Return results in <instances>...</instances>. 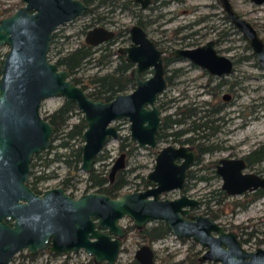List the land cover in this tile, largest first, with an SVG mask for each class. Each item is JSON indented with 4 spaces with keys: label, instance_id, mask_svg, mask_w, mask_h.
<instances>
[{
    "label": "water",
    "instance_id": "1",
    "mask_svg": "<svg viewBox=\"0 0 264 264\" xmlns=\"http://www.w3.org/2000/svg\"><path fill=\"white\" fill-rule=\"evenodd\" d=\"M136 1L147 8L153 0ZM220 1L226 16L243 31L264 68V37L234 9L231 0ZM22 2L14 12L0 18V46H9L0 76V251L6 250L0 264H7L10 256L25 246L31 251L44 248L51 237V251L84 248L97 262L114 264L127 233L123 223L126 217L133 219L137 228L163 220L173 234L194 238L205 248L200 255L202 262L264 264L263 246L247 249L236 230L227 229L210 214L193 211L201 204L199 198L185 192L176 197L163 196L171 190L185 189L189 170L199 155L188 144L170 143L160 148L154 168L147 174L151 185L142 190L125 191L119 196L92 190L74 197L63 186L46 189L43 194L29 186L32 157L50 148L55 132V125L41 112L47 98L63 96L75 101L84 112L87 127L82 134L81 169L90 172L109 140L119 136L114 124L117 119H129L131 136L142 147L156 146L163 123L157 101L168 87V79L163 50L141 24L134 23L130 27L131 43L119 46L118 51L134 63L132 76L136 86L117 93L111 100L90 96L71 79L69 69L50 59L49 51L58 27L82 16L91 5L85 0ZM115 34L107 26H94L88 29L85 41L98 45ZM172 53L220 76L235 68L234 59L217 49L215 39L197 46L177 47ZM148 69H153V73L144 77ZM230 95L226 92L225 99ZM125 157L122 152L113 163L112 180L125 166ZM248 168L245 156L219 160L217 172L228 195L264 188V176ZM6 215L16 216L15 227L4 222ZM154 254L150 243H143L135 251L141 264H156Z\"/></svg>",
    "mask_w": 264,
    "mask_h": 264
},
{
    "label": "rangeland",
    "instance_id": "2",
    "mask_svg": "<svg viewBox=\"0 0 264 264\" xmlns=\"http://www.w3.org/2000/svg\"><path fill=\"white\" fill-rule=\"evenodd\" d=\"M164 0H155L152 5L154 8L148 7L144 13H150L151 16L156 18L153 23L148 27L150 36L156 39H165L163 44L168 47L175 48L190 44L192 46L200 45L209 39L216 40L217 49L232 57L235 61V69L232 73L227 75L229 79L228 85L235 84L231 89L224 88V92H230L232 96L226 100L223 99L221 107V129L218 133L216 142L220 147H214V152L203 153L201 161L194 165V168H199L202 163L209 160H218L221 157L231 156L240 157L247 154L260 143L264 142V68L259 64L256 56H252V47L247 46L248 39L243 31L238 28L225 14L223 5L220 0H166L165 5H161ZM234 9L239 12L243 17L250 20L259 30L260 34L264 37V3H257L255 0H231ZM23 4L22 0H0V18L14 12L19 6ZM138 9L135 7V11ZM106 17L104 24L113 27L117 30V26H130L137 21L135 11L130 9H122L120 5L105 4L98 8ZM90 15L83 14L63 25L59 30V36L70 34V38L61 36V41H65L66 48L77 46L83 39L86 33L81 31L82 27L89 22ZM179 28V32L176 31ZM197 32V33H196ZM195 33L192 36L184 37L185 34ZM130 43L129 40L115 41L111 44L112 47L118 48L121 45ZM103 45V44H102ZM9 46L3 45L0 47V52L8 51ZM57 49V46L55 47ZM102 48H99V52ZM114 58L117 57L115 54ZM190 60L178 59L168 63L167 73L175 78L174 83H170L166 90L162 93L160 100L169 101V105L163 110L164 114L170 113L175 110L177 103L193 102V105L199 106L210 101L212 96L208 93L205 83L208 76L202 71L201 67L191 66L189 68ZM175 68H181L180 71ZM99 71L107 70V67L91 66V64L84 65L76 75L83 77L84 82L88 80V76ZM176 72L178 75L176 76ZM222 94V93H221ZM173 99V100H171ZM64 97L53 96L47 98L42 106V113L46 114L51 112L63 103ZM211 106V103L208 105ZM81 114L74 115L70 122L78 120ZM120 134L123 137L130 136V121L124 119L120 122ZM123 137L113 138L106 144L102 153L104 159L96 162L97 168L106 167L111 169L113 163L123 151L120 148V141ZM127 141L129 139H126ZM60 139L55 141L57 145ZM83 141L78 139L75 147L82 145ZM128 148V147H127ZM56 150L66 151L65 148L55 147L52 153ZM156 148H143L138 146L131 152H127L126 166L124 167L125 174L130 179L127 185V190H135L143 186L142 177L153 169L156 159ZM101 153V154H102ZM50 154H48L49 156ZM41 161L33 165V175L44 172H50V175L45 181L44 185L58 186L61 185L63 180L71 175L69 167L62 161H53L49 166L41 167ZM254 169L264 176V160L255 165ZM204 170L199 171L203 173ZM211 178L209 180H199L197 177H192L188 180L185 192L198 197L203 200L201 205L197 207L196 212L206 213L209 192L214 188L221 187L223 179L217 175L213 169L209 170ZM81 178L80 180H77ZM72 183L69 190L80 194L88 188V181L85 177V172L79 176L71 179ZM90 190H94L91 188ZM184 190L175 189L167 192L164 196L176 197ZM242 197L241 195L220 198L218 196L212 200L211 206L218 208V220L226 225L229 229H234L240 232L238 227L241 225H248L241 231L243 237H249L244 246L247 249H256L258 246L264 247V233H259L257 236H250V231L255 227L264 229L258 222L264 216V193L250 202L246 207H235L230 204L232 199ZM127 225L131 222L125 218L123 220ZM249 231V232H246ZM186 238V239H183ZM144 242L143 238L137 234L136 230H131L125 237L123 250L119 255L118 261H129L134 258L136 249ZM194 244V249L202 250L203 246L198 241L195 242L192 237H176L171 234L165 238L159 239L153 243L157 253L156 260L158 264H173L174 262L185 257L189 251V247ZM202 252H200L201 254ZM42 259V258H41ZM34 264H57L54 259L50 263L45 260L36 261ZM211 264V263H204Z\"/></svg>",
    "mask_w": 264,
    "mask_h": 264
},
{
    "label": "trees",
    "instance_id": "3",
    "mask_svg": "<svg viewBox=\"0 0 264 264\" xmlns=\"http://www.w3.org/2000/svg\"><path fill=\"white\" fill-rule=\"evenodd\" d=\"M89 5H91V9L86 12L85 14L90 15V20L87 22L81 29L83 33H86L87 30L94 26L97 23H103L105 15L98 11L100 6L105 4H114L120 5L122 9H130L135 11L136 9V18L137 21L147 27L148 24L154 22L156 18L150 15V13H144V10L140 8V4L135 0H85ZM155 1V0H154ZM168 1L164 0L161 2L160 6L165 5ZM150 7L154 8V5ZM129 26L122 27L118 26L117 36L116 39L112 42L103 44L101 46H94L89 43H86L83 39L77 46L72 48H66L64 45L65 41H61V36L65 38H70V34H64L59 36V31L56 30L53 35L52 45L49 53V57L56 61L59 66L67 68L71 71V78L77 83L84 87L87 93L95 98H101L105 100L112 99L117 93L125 92L132 89L135 86V81L131 75V68L133 63L128 61L123 54H120L117 48L112 47L114 41H119L121 38L122 40H129ZM179 28H176V31L179 32ZM192 35V34H191ZM189 34H185L184 37H189ZM190 45V44H186ZM57 46V49L55 47ZM249 48H251L249 42L247 44ZM99 48L102 50L99 52ZM5 52H0V76H1V69L4 57L6 55ZM117 55L114 58V55ZM252 56H256L253 51L251 53ZM91 64V66H99L107 67V70L99 71L97 70L93 74L88 76V80L84 82V78L76 75L77 71H79L84 65ZM171 80V79H169ZM171 82V81H170ZM230 84V83H229ZM224 88L227 87L231 89L233 85H228L227 80L223 82ZM217 90V89H216ZM220 96V94H219ZM78 109V105L75 101L70 99H64L63 103L54 109L51 112L44 114L46 118H48L54 125H55V132L53 135V143L47 151L43 153L35 154L33 157V164L37 163L38 159H41V164L44 166H49L53 161H62L65 163L69 170L71 171V175H68L64 181L66 183L70 182L73 177L79 176L84 171L81 170V161H82V151L81 145L75 147V143L78 139L81 140L82 134L87 127L85 118L83 115L77 121L70 122L72 116ZM210 107L207 104L199 105L198 107L193 106V102H184V103H177L176 108L174 111L165 115V120L171 123V126L180 127L185 124L186 117L190 119L202 121L193 125V128H200V130H208L211 129L213 126V118L212 114L209 112ZM220 110V108H219ZM223 116H221L222 118ZM217 119V118H216ZM167 124V122H166ZM216 129V128H215ZM180 131V130H178ZM179 133V132H178ZM60 139L59 143L56 145L55 141ZM187 141H191L187 138ZM186 141V142H187ZM121 149L123 150L125 147V142L121 141ZM55 147L58 148H65L66 151L56 150L53 156H48V154L54 149ZM136 148V145L131 147L128 151L131 152L133 149ZM213 150L209 147L200 148V153H205L207 151ZM46 155V156H44ZM37 158V160H35ZM103 153L99 154L97 157V161L104 159ZM245 158L248 162V166L251 169H254L262 160H264V142L257 145L247 154H245ZM204 167H212L214 172H216L215 161L211 162ZM203 168V167H201ZM204 169V168H203ZM44 171V170H43ZM42 171V172H43ZM33 172V170L31 171ZM218 175V174H217ZM39 175L37 176L38 179ZM41 177V176H40ZM85 177L88 181V188L95 189L96 191H104L109 193L112 196H119L122 194L123 188L129 184L130 179H128V175L125 174L124 170H119L116 174V177L113 181L110 179V169L103 167V168H95L91 172L86 173ZM211 175L202 174L199 175V179L207 180L210 179ZM81 178H78L80 180ZM144 185L147 186L150 183L147 181L146 177H142ZM264 193V188H259L254 191L245 192L242 197L232 199L230 204L235 207H246L250 202L258 198ZM218 202H221V199L227 197V192L223 190L221 187L212 189L208 197H206L207 202V210L206 213L212 215L214 218H218L220 215L218 212V208H214L211 206V201L214 200L216 197ZM222 196V198H220ZM260 226L264 227V216L258 222ZM240 232H244V228H248V225H238ZM129 230H136L137 234L141 238L146 241L155 242L159 239L165 238L171 234V229L168 224L163 220H158L152 224L146 225L144 228L137 229L133 224H128ZM239 233L243 243L247 242L250 238L243 237L241 233ZM249 232V231H246ZM259 233H264V229H259V227H255L250 231V236H257ZM200 250L188 251L185 258L180 259L173 264H202L199 260ZM89 264H107V263H95L93 260L89 262ZM118 264H140L135 258L129 260L128 262L120 261Z\"/></svg>",
    "mask_w": 264,
    "mask_h": 264
},
{
    "label": "flooded vegetation",
    "instance_id": "4",
    "mask_svg": "<svg viewBox=\"0 0 264 264\" xmlns=\"http://www.w3.org/2000/svg\"><path fill=\"white\" fill-rule=\"evenodd\" d=\"M136 1V0H135ZM256 1V0H255ZM257 2V1H256ZM139 3V2H138ZM152 3H154V0L152 1ZM152 3L150 4V5H152ZM258 3V2H257ZM262 3H264V2H262ZM140 4V3H139ZM149 5V6H150ZM140 8L142 9V10H145V9H147V8H143L142 6H141V4H140ZM135 13H136V11H135ZM85 14V13H84ZM74 20V19H73ZM69 22V21H68ZM67 23V22H66ZM135 23H139L138 21H136ZM65 24V23H64ZM100 24H103V23H97V24H95L94 26H99ZM134 24V23H133ZM132 24V25H133ZM140 24V23H139ZM63 25V24H62ZM132 25H130L129 27H131ZM142 25V24H141ZM149 25L150 24H148L147 25V27H144V25H142L144 28H145V30L147 31V34H148V36L150 37V38H152L154 41H155V43H156V45L160 48V49H162L163 50V56H164V62H165V67H166V76H167V79H168V85L170 84V83H174L176 80H175V78H173L172 79V75L171 74H168L167 73V65H168V63H170V62H172V61H175V60H178V59H182L181 57H178V56H176L175 54H173L172 53V51L175 49V48H177V47H175V48H171V47H168V46H166L165 44H163V42L165 41V39L163 38V39H156V38H153L152 36H150V34H149V31H148V27H149ZM61 26V25H60ZM59 26V27H60ZM94 26H92V27H94ZM103 26H106V25H103ZM92 27H90V28H92ZM107 27H109V26H107ZM89 28V29H90ZM109 28H112V29H114L113 27H109ZM58 30V29H57ZM115 30V32H116V34H115V36L113 37V38H111V39H109V40H107V41H104V42H102V43H100V44H98V45H94V46H101L102 44H106V43H109V42H112L113 40H115L116 39V36H117V30H118V26H117V30L116 29H114ZM59 31V30H58ZM88 31V30H87ZM87 33V32H86ZM197 33V32H196ZM192 35L193 34H195V33H191ZM191 34H189L190 36H192ZM62 38V37H61ZM129 39H130V28H129ZM85 40V39H84ZM216 41V40H215ZM86 42V41H85ZM115 42V41H114ZM113 42V43H114ZM87 43V42H86ZM130 43H131V39H130ZM129 43V44H130ZM51 45H52V42H51ZM111 45V44H110ZM126 45H128V44H126ZM185 46H192V45H185ZM1 47V46H0ZM182 47V46H181ZM119 48V47H118ZM118 48H117V50H118ZM51 49V48H50ZM7 52V51H6ZM119 52V51H118ZM49 53H50V51H49ZM120 53V52H119ZM120 54H123V53H120ZM125 57H126V55L125 54H123ZM6 56V55H5ZM51 59V58H50ZM127 59V58H126ZM51 60H53V59H51ZM54 61V60H53ZM129 61V60H128ZM133 63V62H132ZM190 65H189V68L191 67V66H195V67H201V69H202V71L205 73V75H207L208 76V79H207V82L205 83V87L207 88V90H208V93L212 96L211 98V100L210 101H206L205 103L207 104V106L211 103V106H209L210 107V110H209V112L212 114V118H213V126L214 127H212L211 129H206V130H200V128L201 127H199L198 126V128H193V125H195V124H197V123H200V122H202V121H198V120H193V119H190V120H188L189 118L188 117H186V120H185V124H183L182 126H180V127H175V126H171V123L167 120H165V115H167V114H164L163 113V110L169 105V101H161L160 100V98H161V95H162V93L166 90H164L160 95H159V98H158V101H157V103H158V105L160 106V108L162 109V117H163V123L161 124V126H160V128H159V130H158V133H157V144H156V146L155 147H149V148H156L157 147V151H156V156H157V153H158V150L160 149V148H162L163 146H165V145H167V144H170V143H173V144H176V145H183V144H188V145H191V146H193L197 151H198V153H199V155H198V157H197V160H196V162L193 164V166L190 168V170H189V175H188V177H187V182H186V185H185V188H186V186H187V184H188V180L190 179V178H192V177H197L198 179H199V175H202V174H206V175H208L209 176V170L212 168V167H209L208 169H207V167H204V165H207V164H209V163H211V162H214L215 161V166H216V170H217V164H218V162H219V160L222 158H219L218 160H209V161H207V162H204V163H202L201 164V166L199 167V168H194V165L195 164H197V163H199L200 161H201V156H202V154L203 153H200V148H203V147H209V148H212L213 150H211V151H207L206 153H211V152H214V147H217V149H218V147H220L219 146V144L216 142V140H217V138H218V133H219V131H220V129H221V122H220V120H221V116L222 115H219V113L221 112V107H222V104H223V100H222V98L223 99H225V97H224V94L226 93V92H224V86H223V82L225 81V80H227V82L229 83V79H227V75H217V74H214V73H212V72H210V71H208L206 68H204V67H202V66H200L199 64H196V63H194V62H192L191 60H190V63H189ZM61 67V66H60ZM133 67H134V63H133V66H132V68H131V75H132V69H133ZM61 68H64V67H61ZM235 69V68H234ZM175 70H178V71H180L181 70V68H175ZM234 71V70H233ZM232 71V72H233ZM231 72V73H232ZM70 73H71V71H70ZM153 73V69H148V70H146L144 73H143V76L144 77H147V76H150L151 74ZM230 74V73H229ZM176 76L178 75V72H176V74H175ZM72 76V74L70 75V77ZM133 77V76H132ZM72 79V78H71ZM134 79V78H133ZM169 79H171V80H169ZM134 81H135V79H134ZM171 81V82H170ZM235 84V82H233L232 83V85H234ZM135 86H136V81H135ZM134 86V87H135ZM133 87V88H134ZM84 88V87H83ZM132 88V89H133ZM132 89H130V90H132ZM217 89V90H216ZM130 90H128V91H130ZM125 92H127V91H125ZM120 93V92H119ZM222 93V94H221ZM230 93V92H229ZM219 94H220V96H222V98H220V96H219ZM231 94V93H230ZM232 96V94L230 95V97ZM63 97V96H62ZM115 97V96H114ZM113 97V98H114ZM112 98V99H113ZM65 99V98H64ZM105 100V99H104ZM111 100V99H110ZM171 100H173V99H171ZM226 100H228V99H226ZM46 101V100H45ZM44 101V102H45ZM44 102H43V104H44ZM194 102V101H193ZM43 104H42V106H43ZM193 106H195V107H198V109H199V106H196V105H193ZM219 108H220V110H219ZM41 112H42V107H41ZM48 113V112H47ZM78 113H80L81 115H83L84 116V112L78 107V109L76 110V112L74 113V115H76V114H78ZM43 114V113H42ZM44 115V114H43ZM73 115V116H74ZM80 115V116H81ZM72 116V117H73ZM80 116L78 117V119L80 118ZM217 118V119H216ZM124 119H128V118H126V117H123V118H120V119H117V120H115L114 121V124L118 127V129H119V131H120V122H122ZM129 120V119H128ZM166 122H167V124H166ZM216 128V129H215ZM130 129H131V127H130ZM178 130H180V131H178ZM179 132V133H178ZM121 138V137H123V136H121V134H119V136L117 137V138ZM187 138H189L191 141H187ZM113 139V138H112ZM126 139H129L128 141L126 140ZM81 140L84 142V140H83V138L81 137ZM111 140V139H110ZM109 140V141H110ZM122 140L125 142V147H124V149H123V151L122 152H125L126 153V157H125V166H126V158H127V152H129L128 150L129 149H131V147H133V146H135L136 145V148L138 147V146H141L138 142H137V140H135L132 136H131V132H130V136H127V137H123L122 138ZM121 140V141H122ZM121 141H120V145H121ZM187 141V142H186ZM52 143H53V140H52ZM83 144V143H82ZM108 144V143H107ZM52 145V144H51ZM51 147V146H50ZM81 147H82V145H81ZM128 147V148H127ZM142 147V146H141ZM105 148V147H104ZM103 148V149H104ZM120 148H121V146H120ZM135 148V147H134ZM144 148V147H143ZM50 149V148H49ZM146 149H148V148H146ZM48 150V149H47ZM47 150H43V151H41V152H39V153H43V152H45V151H47ZM81 151H82V149H81ZM103 151V150H102ZM102 151L100 152V153H102ZM121 152V153H122ZM99 153V154H100ZM36 154H38V153H36ZM50 155L49 156H53V154L54 153H52V151L49 153ZM99 154L97 155V157L99 156ZM35 156V155H34ZM33 156V157H34ZM44 156H46V155H44ZM120 156V155H119ZM245 156V155H244ZM33 157H32V161H31V168H30V176H29V180H28V184H29V186L36 192V193H39V194H43V192H44V190H46V189H49V188H52V187H57V186H50V185H44L43 183H44V181L50 176V175H52L50 172H44L43 170H41L40 171V173H37V174H34L33 175V172H31L33 169H32V167H33ZM97 157H96V162H97ZM82 158V157H81ZM35 160H37V158H35ZM39 160L41 161V159H38L37 160V162H39ZM117 160V159H116ZM82 162V161H81ZM155 163H156V159H155ZM155 165V164H154ZM81 166V165H80ZM124 166V167H125ZM41 167L43 168V166L41 165ZM124 167L123 168H121V169H119V170H124ZM201 167H203V168H201ZM96 168V163H95V167H94V169ZM112 168V167H111ZM154 168V167H153ZM82 170V169H81ZM118 170V171H119ZM201 170H204V172L203 173H199V171H201ZM43 171V172H42ZM83 171V170H82ZM117 171V172H118ZM151 171V170H150ZM149 171V172H150ZM85 172V171H84ZM91 172V171H90ZM110 172H111V169H110ZM148 172V173H149ZM86 173H88V172H86ZM147 173V174H148ZM216 173L218 174V175H220L217 171H216ZM117 174V173H116ZM39 175V177H38V179H37V176ZM41 176V177H40ZM116 177V176H115ZM110 179H111V177H110ZM146 179H147V175H146ZM78 180V179H77ZM199 180H201V179H199ZM207 180H209V179H207ZM111 181H113L112 179H111ZM148 181V180H147ZM76 182L77 181H75V182H73V183H75L74 185H76ZM149 182V181H148ZM72 183V184H73ZM150 183V182H149ZM151 185V183L149 184V185H147V186H145L144 185V182H143V186H141V187H138V188H136L135 190H142V189H145V188H147V187H149ZM58 186H63L65 189H66V191L68 192V193H70L72 196H74V197H78V196H80L81 194H83V193H85V192H88V191H92V190H85V191H83L82 193H80V194H77V193H75L73 190H69V187L71 186V183L70 182H68V183H66L64 180H63V182H62V184L61 185H58ZM222 188V187H221ZM127 189H129V188H127V185L123 188V192H125V191H130V190H127ZM259 189V188H258ZM95 190V189H94ZM257 190V189H256ZM122 192V193H123ZM183 192H185V189H184V191ZM248 192V191H247ZM185 193H187V192H185ZM166 194V193H165ZM165 194H163V196L165 195ZM188 194V193H187ZM190 195V194H189ZM228 195V194H227ZM243 195V194H242ZM241 195V196H242ZM192 196V195H191ZM236 196V195H235ZM164 197H168V196H164ZM195 197V196H194ZM198 198V197H197ZM200 199V198H199ZM201 200V203L203 202V200L202 199H200ZM201 205V204H200ZM199 205V206H200ZM198 206V207H199ZM196 209H197V207H195L194 209H193V211L194 212H196ZM197 213H200V212H197ZM205 214V213H204ZM127 219H129L131 222V224H133L134 225V223H133V219H131V218H129V217H126ZM217 219V218H216ZM16 220H17V218H16V216H14V215H12V216H10V215H6L5 217H4V222L7 224V225H9L10 227H15V225H16ZM158 221V220H157ZM154 222H156V221H152V222H150V223H148L147 225H149V224H152V223H154ZM124 223V222H123ZM126 226H127V233H126V235H125V237L127 236V234L129 233V231H131V230H129L128 229V225L126 224V223H124ZM225 225V224H224ZM135 226V225H134ZM146 226V225H145ZM144 226V227H145ZM169 226V225H168ZM136 227V226H135ZM143 227V228H144ZM137 228V227H136ZM227 228V227H226ZM137 229H141V228H137ZM227 229H229V228H227ZM171 234H173L172 233V231H171ZM170 234V235H171ZM175 235V234H174ZM176 237H182V236H177V235H175ZM125 237L123 238V243H122V247H121V251L123 250V245H124V242H125ZM183 237H185V236H183ZM183 239H186V238H183ZM195 240V239H194ZM144 241H146V240H144ZM195 242H197V240H195ZM51 243H52V237L51 238H49V240L46 242V246L44 247V248H38V250H36V251H31V249H30V247L29 246H25V247H23V248H20V249H18L16 252H14L11 256H10V258L8 259V261H7V264H34L36 261H38V260H41L42 262L45 260V262L46 263H50V262H52L54 259H56L57 260V264H89V262H91V260H93L95 263H107V261H102V262H97L95 259H94V256L92 255V254H90V253H88L84 248H81V249H78V250H72V251H70V252H56V251H51L50 250V245H51ZM144 243H150V244H152L153 245V243L154 242H150V241H148V242H144ZM143 244V243H142ZM141 244V245H142ZM3 244H2V242H0V246L2 247V249H3V246H2ZM153 247H154V245H153ZM204 247H203V249L202 250H200V252H202L203 253V251H204ZM5 250V249H4ZM189 251L191 250V251H194V250H199V249H194V244H193V246L192 247H189V249H188ZM154 252H155V254H154V258H155V261H156V264H158V262H157V260H156V257H157V253H156V250H155V248H154ZM121 253V252H120ZM188 253V252H187ZM201 253V254H202ZM201 254H199V260H200V255ZM5 255H6V250L5 251H0V260H3L4 258H5ZM120 255V254H119ZM187 255V254H186ZM186 255H185V257H186ZM185 257H183V258H185ZM42 258V259H41ZM134 258L141 264V262L135 257V255H134ZM182 258V259H183ZM118 259H119V256H118ZM118 259L116 260V262L114 263V264H118L120 261H118ZM5 262H6V259H5ZM123 262H128V261H123ZM200 262L202 263V264H204V263H206V262H202L201 260H200ZM211 263V264H217L216 262H212V261H207V263ZM108 264V263H107Z\"/></svg>",
    "mask_w": 264,
    "mask_h": 264
},
{
    "label": "bare ground",
    "instance_id": "5",
    "mask_svg": "<svg viewBox=\"0 0 264 264\" xmlns=\"http://www.w3.org/2000/svg\"><path fill=\"white\" fill-rule=\"evenodd\" d=\"M59 28V27H58Z\"/></svg>",
    "mask_w": 264,
    "mask_h": 264
}]
</instances>
